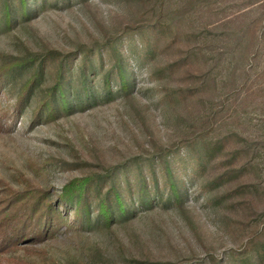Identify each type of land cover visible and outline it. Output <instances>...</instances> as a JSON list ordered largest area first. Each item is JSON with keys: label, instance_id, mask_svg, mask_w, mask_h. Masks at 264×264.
Returning a JSON list of instances; mask_svg holds the SVG:
<instances>
[{"label": "rangeland", "instance_id": "374dc122", "mask_svg": "<svg viewBox=\"0 0 264 264\" xmlns=\"http://www.w3.org/2000/svg\"><path fill=\"white\" fill-rule=\"evenodd\" d=\"M161 24L166 30L156 40L155 57L142 66L129 57L135 81L129 95L34 123L33 111L53 82L52 67L30 106L16 107L35 72L29 59L74 54L78 65L85 52L117 38L128 53L131 38L140 49L141 34L150 37ZM179 60L163 75L149 73ZM18 61L26 62L0 87V199L27 181L58 193L71 178L122 164L135 172L139 161L147 169L159 153L180 149L185 156L188 142L223 140L207 178L232 173L211 192L190 184L182 207L157 204L111 229L63 227L55 238L4 258L239 264L249 238L264 228V0H47L28 20L0 28V68ZM179 88L183 99L165 98ZM246 184L250 191L212 204L211 197L224 200L226 191Z\"/></svg>", "mask_w": 264, "mask_h": 264}, {"label": "trees", "instance_id": "16d2710c", "mask_svg": "<svg viewBox=\"0 0 264 264\" xmlns=\"http://www.w3.org/2000/svg\"><path fill=\"white\" fill-rule=\"evenodd\" d=\"M46 2L47 0H0V28H11L19 20H28ZM161 25L151 28L150 37L147 33L141 34L140 49L134 46L136 40L131 38L129 43L132 45L128 53L122 51V42L117 38L85 52L78 65L74 63V54L54 53L53 57L48 54L33 60L28 58L29 64H36L35 72L23 83L17 95L16 107L22 111L30 106L28 102L31 96L42 85L46 70L52 67L53 82L43 90L41 102L33 111L34 123L43 116L49 120L64 113L90 108L99 101L129 95L135 86L129 57L133 56L140 66L152 60L159 50L156 40L166 30ZM180 60L176 64L159 67L149 73L151 76L163 75L174 65H181ZM24 62L26 61H18L0 68V87H3L7 79L15 77L16 67ZM182 90L179 88L165 98L170 101L181 100L184 96ZM185 145V156H181L180 149H175L150 157L147 160V169L138 161L134 164L135 172L134 168L122 164L104 172L71 178L58 193L29 181L24 189L12 190L10 196L0 199V264L4 261H12L14 264H40L16 259L13 261L2 255L53 239L63 227L69 231L111 229L114 225L133 220L139 211L153 208L157 204L182 207L189 197L190 184L198 186L199 191L211 192L229 182L232 173L229 170L219 176L207 178L208 170L213 168L214 159L224 149L223 140L201 144L188 142ZM50 166L57 168L54 164ZM238 187L226 191L224 200L222 197H211L212 204H223L228 196H234L232 194L237 191L251 190L247 184ZM246 249L248 254L240 253L239 264H264V228L249 238ZM67 264L89 263L71 261Z\"/></svg>", "mask_w": 264, "mask_h": 264}]
</instances>
